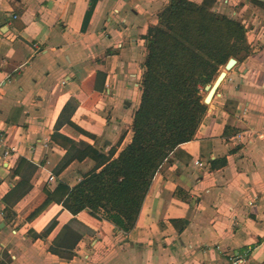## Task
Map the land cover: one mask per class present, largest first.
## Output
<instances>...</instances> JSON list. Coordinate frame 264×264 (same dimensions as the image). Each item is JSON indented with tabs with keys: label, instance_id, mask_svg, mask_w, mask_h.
Listing matches in <instances>:
<instances>
[{
	"label": "crops",
	"instance_id": "1",
	"mask_svg": "<svg viewBox=\"0 0 264 264\" xmlns=\"http://www.w3.org/2000/svg\"><path fill=\"white\" fill-rule=\"evenodd\" d=\"M90 1L0 0V264H264V0H190L241 22L250 54L227 73L193 139L158 169L126 235L86 211L73 216L62 208L85 174L68 177L75 160L55 175L69 144L54 126L72 99L78 129L65 124L58 134L99 154L97 140L83 133L99 139L110 127L112 143H104L111 151L121 145L119 126L130 112L132 122L140 102L144 37L170 0H96L83 31ZM20 160L36 171L6 223L2 199L21 181L14 174ZM51 175L62 183H49ZM53 219L46 238L32 237ZM69 234L79 237L74 245ZM53 245L74 257L53 255Z\"/></svg>",
	"mask_w": 264,
	"mask_h": 264
},
{
	"label": "trees",
	"instance_id": "2",
	"mask_svg": "<svg viewBox=\"0 0 264 264\" xmlns=\"http://www.w3.org/2000/svg\"><path fill=\"white\" fill-rule=\"evenodd\" d=\"M95 3L96 0L90 1L83 31ZM144 42L146 57L142 64L141 95L132 116L130 142L115 158V149L108 159L102 157L100 163L83 175L61 200L62 208L71 215L86 211L109 222L123 235L135 227L158 169L169 161V156L180 145L193 139L208 110L203 103L205 86L215 81L219 68L224 67L230 58L238 62L250 54L246 30L241 22L212 11L211 4H196L190 0H170L158 13L157 24L148 28ZM76 108L77 103L68 100L54 126V136L69 144L54 169L57 176L73 161L82 160L85 149L89 150L86 157L99 155L85 142H75L58 134L65 124L77 128L70 121ZM228 131L230 129L226 127L223 132L227 139ZM83 134L97 140L92 135ZM35 171L33 163L20 160L14 174L21 181L2 199L6 223L14 217L13 206L31 190L30 179ZM57 182L62 183L61 180ZM48 204L49 200H44L26 220H33ZM55 226L53 219L42 233H32V237L46 238ZM70 237L69 234L65 238L69 245L79 240L77 236L73 240ZM50 252L67 260L74 257L71 249L56 245L50 248ZM3 258L9 259L6 253Z\"/></svg>",
	"mask_w": 264,
	"mask_h": 264
},
{
	"label": "rangeland",
	"instance_id": "3",
	"mask_svg": "<svg viewBox=\"0 0 264 264\" xmlns=\"http://www.w3.org/2000/svg\"><path fill=\"white\" fill-rule=\"evenodd\" d=\"M223 68L220 67L219 71H221ZM90 104L95 102L93 97H90ZM112 114H109L107 120L109 122V125H113L116 124V120L117 117L112 118ZM120 132L118 133V138H120L121 136L123 137L122 143L120 146L116 145L115 147V154L119 152V149L124 147V145H126L131 138L132 132H131V112L128 114V116H126V118H124V123L120 124ZM112 129L110 127H108V129L106 130V133L99 139H97V141L95 142L94 146L96 148V150H100L99 155H88L86 157V155L88 154L89 150L85 149V151L83 152V159L79 160L78 162H75V164H73V166L70 168L69 171V175L68 177H78L81 176V174H87L89 172H91L99 163H100V159L109 158V155L111 153L110 148L108 147L107 144L104 143L103 139H107L109 141V144L112 143V138L115 134V131H113L112 133ZM86 157V158H85ZM97 158V159H96ZM79 170L80 171V175L76 174V171Z\"/></svg>",
	"mask_w": 264,
	"mask_h": 264
},
{
	"label": "water",
	"instance_id": "4",
	"mask_svg": "<svg viewBox=\"0 0 264 264\" xmlns=\"http://www.w3.org/2000/svg\"><path fill=\"white\" fill-rule=\"evenodd\" d=\"M236 63L237 61L234 58H230L227 61V63L224 65L222 70L219 72L215 81L212 84L205 86L206 95L204 96V99H203L204 104L208 105L211 102L213 97L216 95L219 86L221 85L223 80L226 78L227 73L230 72L234 68ZM125 106L126 107L130 106V103L126 102ZM2 226L3 224H0V228Z\"/></svg>",
	"mask_w": 264,
	"mask_h": 264
},
{
	"label": "built area",
	"instance_id": "5",
	"mask_svg": "<svg viewBox=\"0 0 264 264\" xmlns=\"http://www.w3.org/2000/svg\"><path fill=\"white\" fill-rule=\"evenodd\" d=\"M4 146V138H3V136L0 134V147H3ZM10 150H12V149H10ZM9 155V151L8 150H6V151H4L3 152V157H6V156H8ZM60 179H57L56 177H54V176H50L49 178H48V182L49 183H51V182H57V181H59ZM244 261H243V259H239V258H236V260H234L233 262H232V264H242Z\"/></svg>",
	"mask_w": 264,
	"mask_h": 264
},
{
	"label": "flooded vegetation",
	"instance_id": "6",
	"mask_svg": "<svg viewBox=\"0 0 264 264\" xmlns=\"http://www.w3.org/2000/svg\"><path fill=\"white\" fill-rule=\"evenodd\" d=\"M106 144V143H105Z\"/></svg>",
	"mask_w": 264,
	"mask_h": 264
}]
</instances>
